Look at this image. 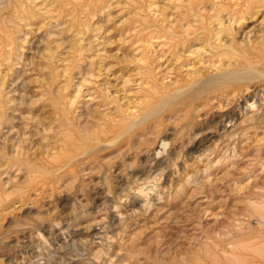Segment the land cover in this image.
I'll return each mask as SVG.
<instances>
[{
    "label": "rangeland",
    "instance_id": "rangeland-1",
    "mask_svg": "<svg viewBox=\"0 0 264 264\" xmlns=\"http://www.w3.org/2000/svg\"><path fill=\"white\" fill-rule=\"evenodd\" d=\"M186 1L0 0V232L57 219L83 233L51 254L37 248L31 264H54V256L55 264H101L109 244L117 254L106 264L183 263L214 238L219 252L222 239L264 228L254 210L264 202V91L253 109L241 101L252 93L244 85L172 101L111 143L161 97L209 71L206 45L186 50L173 46L179 35L167 39ZM263 22L260 12L247 15L233 25L236 39L255 38ZM231 109L214 139L185 154L200 137L195 125L216 129ZM80 133L102 140L96 152L63 147ZM164 134L163 170L148 172L144 156L161 158ZM117 171L121 178H108Z\"/></svg>",
    "mask_w": 264,
    "mask_h": 264
},
{
    "label": "bare ground",
    "instance_id": "bare-ground-1",
    "mask_svg": "<svg viewBox=\"0 0 264 264\" xmlns=\"http://www.w3.org/2000/svg\"><path fill=\"white\" fill-rule=\"evenodd\" d=\"M186 3L187 4L184 8V12L183 13L180 12L181 16L177 20V25H175L174 23L170 24L168 25V29L165 30L169 34L167 35L169 36L167 39L168 41L169 39L172 41L173 39L172 37L179 35L180 39L174 41L173 46L177 48H186V50L189 49L190 47L192 48L196 44V42H200L202 46L206 45L210 49L209 51L212 53L211 66L209 68V71L208 69L207 72L205 73L202 72L201 70L198 71L197 75L194 76L191 81L184 84L183 86H180L174 92L166 94L165 96L161 97L157 102H155L151 106L147 114H144L142 116V119H139V121L134 120L130 122L129 125L127 124L128 125L127 128L126 127L122 128V130H119L120 131L119 133L116 132L115 133L116 137L113 140H111L112 144L118 141L117 139L118 137L122 138L123 135L125 134L128 135V133L130 132L129 131L130 128L132 127L135 128L134 126L136 125L138 126V124L143 123L144 119L148 118L149 115H155V114L158 115L157 113H160V111L167 108L169 103H171L172 101H180V103H185L188 105L194 99L198 97H203L209 92H215L217 90H221L222 88L232 87L235 90V89H239L242 85H244L246 89L252 87V93H250L249 95L242 96L241 101L243 104L246 105V107L252 109L258 107L257 104L258 96L261 95L264 91V22L261 28V33L259 32L260 34L255 38L252 39L249 36H247L238 40L236 39V36L239 32L237 30L238 28L237 26L240 20L245 19L247 15L249 16V18L251 17L253 18L254 14L258 12L264 15V0H187ZM220 12L225 14L224 16L226 19L225 21L222 20V17H220V15H222V13L220 14ZM224 23L226 25H224ZM233 25H237L236 26L237 28H235ZM176 28H179L178 33H176L175 30ZM1 31L2 30L0 29V34ZM3 38L0 35V45H2V43L4 42ZM196 50L197 49H195V51ZM249 82H253V84L251 83L252 85H248ZM240 106L241 105H239V103L236 104V107H238V109L240 108ZM259 112H260L259 117L261 119V116H264V106L263 108H261ZM234 116H235L234 109L221 113L218 117L220 118V120L217 122L216 129H212V130H208L209 127L206 126L208 121L202 122L198 124V126L195 125V127L200 131V137L198 139H195L196 138L195 137L189 140V145L186 148L185 154L188 153L192 154L193 152L200 150L201 146L206 141L214 139L217 136V132L220 129V127L224 128L225 122H229L234 118ZM193 125L194 124H192V126ZM79 135H80L79 137L73 140L71 139L66 140L64 144H62L63 147L66 146L68 148H73L77 152L79 151L84 153H88V152L90 153L91 151H95L93 150V148L96 149V145L95 147H93V144L97 143L99 139L94 138V135L93 137H91L92 135L86 136L85 134H81V133ZM165 135L166 134H164L162 137L160 143L161 146L155 149L156 157H158L160 154L162 155V153L165 151L166 146L168 145V143L164 141L166 138ZM101 141H99L98 146H100ZM57 148H60V146ZM150 156L152 158L153 155L146 154L144 156L145 159L143 160L144 161L143 164L145 163V165H147L146 167L149 168L147 169V171L148 172L151 171L152 168H155L154 171H157V169L163 170V169H159V167L165 163L166 157H163L162 155L161 158H155L154 156L151 159ZM149 158L151 159V163L147 164L148 162H150ZM34 166L37 167L36 165ZM32 168L34 167L32 166ZM40 169H42V172L45 171L43 170V168ZM59 169L60 168H58V170ZM45 172L48 173L47 171ZM113 177L121 178L122 173L120 171L119 172L117 171L115 173H110L108 175V178H113ZM162 178L164 179L166 178V176L164 174H161L159 179L162 180ZM262 204L259 208L258 207L254 208V210L264 220V213L262 212V209L264 210V207L262 206ZM112 218L113 216H111V220ZM49 221L48 224L45 226L41 224L42 226L38 227V225L33 224L34 223L33 222L32 224L35 226L32 225V227L26 226L27 225L26 223L25 225L26 227L25 226L20 228L9 227L7 228V230L0 232V264H31L34 262L32 258L40 254L39 252L40 250L37 248L39 247L40 249L45 248L48 250V252L49 251L54 252L55 250L53 251L52 248H51L52 250H50V247H53L54 245L57 244L61 246H65L68 243L70 244V242L73 243L74 240L76 241L79 238V236L83 234L80 231H68L66 230L67 227L63 229V225H60L59 222L60 220L58 221L59 224L57 223V219L53 220L55 224H52ZM16 223L17 222L15 221V224ZM17 224L20 225L22 223L21 222L19 223L18 220ZM260 224L258 223V225ZM61 230L63 231L65 230L67 234L65 232L63 233ZM107 230L108 229H106V232ZM256 239L259 241L256 243L252 242V240H256ZM217 241L215 238L212 239L211 242L212 244L206 245V247L204 248V252L201 253V255L199 256L197 254L198 257L194 255V258L187 260L183 263H178L175 261L174 263H170V264H264L263 263L264 228L263 229L255 228L254 232L251 231L248 233L246 232L242 235H239V237L237 236V238L233 237V238H228L227 240L222 239L221 242H225L226 244V245L223 244V250L220 247L221 251L219 252L222 253L215 251V247L219 246ZM36 242L38 243L40 242L42 246L35 244ZM111 248L112 245L109 244L107 247H105V250H103V253H105L107 257L104 260H102L101 264H106V262H108L112 256L113 257L116 256L117 253L114 254L109 252ZM196 253L198 252H195V254ZM49 254L51 253L49 252ZM46 255H48L47 252ZM54 258L56 257L54 256ZM54 258L52 259L54 260ZM117 258L120 257L118 256ZM52 259L51 260L48 259V261H50V263L52 262L55 264L56 262H53Z\"/></svg>",
    "mask_w": 264,
    "mask_h": 264
}]
</instances>
